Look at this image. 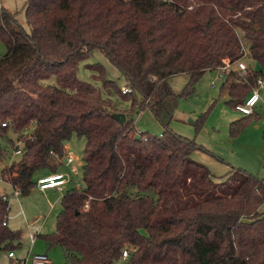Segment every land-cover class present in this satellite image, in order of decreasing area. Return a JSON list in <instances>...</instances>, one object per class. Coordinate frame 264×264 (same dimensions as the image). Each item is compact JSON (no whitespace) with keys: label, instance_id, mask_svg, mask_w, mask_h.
<instances>
[{"label":"trees","instance_id":"trees-1","mask_svg":"<svg viewBox=\"0 0 264 264\" xmlns=\"http://www.w3.org/2000/svg\"><path fill=\"white\" fill-rule=\"evenodd\" d=\"M24 10L29 31L0 5V140L22 152L3 174L27 196L38 172L62 166L64 144L85 138L82 187L66 190L55 232L45 235L66 264H112L125 249L128 264H264V178L232 167L216 181L192 157L203 146L171 128L179 99L207 70L246 57L260 64L222 82L234 108L264 78V0H26ZM94 50L132 86L123 94L133 97L129 109L118 108L113 94L122 92L102 64L91 69L104 91L79 78ZM180 74L189 79L177 94L168 79ZM145 109L161 135L136 128L133 114ZM249 116L231 122L232 135ZM9 210L0 192V252L22 246Z\"/></svg>","mask_w":264,"mask_h":264},{"label":"rangeland","instance_id":"rangeland-1","mask_svg":"<svg viewBox=\"0 0 264 264\" xmlns=\"http://www.w3.org/2000/svg\"><path fill=\"white\" fill-rule=\"evenodd\" d=\"M25 2L26 0H0V5L16 12L23 27L29 31L30 27L24 10ZM5 52V45L0 42V57ZM243 60L254 71L260 72L262 70L260 64L249 60L248 57L243 58ZM96 63L104 66L106 77L116 82L120 92L123 86H128V82L122 73L99 50H94L88 58L80 61L78 65L79 78L104 91L102 79L98 77L96 71L91 69V65ZM232 69L238 70L237 62L233 64ZM218 74V68L207 70L195 84L193 92L190 95H182L171 128L181 135L196 140L199 145L203 146L204 150L195 151L192 157L209 166L216 176L215 180L222 181L232 167L242 168L264 178V89L262 101L256 106L255 113L248 117L244 127L236 135H232L231 122L245 116L232 105L226 103V95L222 91V82L225 79L219 82L218 87H212V83L217 80ZM188 79L187 74H180L170 77L168 83L173 91L180 94L183 93ZM123 94H120L122 97H119L114 93L113 99L118 108L127 110L133 103V97H123ZM140 99L138 96V100ZM133 118L139 131L152 135L162 134L163 127L150 109L134 113ZM34 126L31 124L26 128L25 133H31ZM7 137L17 143V135L12 131L8 132ZM0 144L5 150V154L0 157V174H3V169L6 166L18 162L22 158V152H16L6 137L0 140ZM67 144L69 150L82 162L79 167L80 174L76 176V179L82 183L85 138L73 136L67 141ZM58 171H67V168L62 165L59 166ZM37 178L38 175L35 176L36 180ZM0 192L9 194L8 223L10 229L22 231V246L15 250L17 255L24 257L29 251L31 253H48L53 264H66L63 249L58 245H50L45 238V235L55 232L57 215L62 209V191L49 190L43 194L34 187L27 196L14 195L10 183L0 179ZM51 202L56 203L52 210L50 208ZM40 215L48 217L41 234L37 237L36 242L32 243L27 222H32ZM0 264H11L8 252H0ZM112 264H128V261L122 257Z\"/></svg>","mask_w":264,"mask_h":264},{"label":"built area","instance_id":"built-area-1","mask_svg":"<svg viewBox=\"0 0 264 264\" xmlns=\"http://www.w3.org/2000/svg\"><path fill=\"white\" fill-rule=\"evenodd\" d=\"M233 64L226 62L225 65L218 68L219 74L217 80H214L212 87H218L219 82L225 79L227 74L232 70ZM238 70L246 73L249 66L245 63L243 59L237 62ZM264 89V78H258L252 91L245 99L243 103H239L235 106V109L242 113L243 115H253L255 113L256 106L262 101V91ZM132 86L128 83V86H123L121 92L126 94L132 92ZM3 126L7 123L3 122ZM64 154L61 158L62 165L67 168V171H57L54 173H49L37 178V186L40 190L45 191L49 188H57L63 190L68 184H71L73 188L80 189L82 186L81 182L76 179V176L80 174V166L82 162L80 158L75 156L70 150L67 143L63 146ZM0 179L7 181V177L4 174H0ZM13 191L14 195H19V191L15 188ZM4 199H9V194L2 193ZM6 224V223H4ZM30 228L29 237L32 243L36 242L37 237L40 235V226L37 223H28ZM123 257L127 258L129 256V250H123ZM9 258L12 260L11 264H53L52 259L48 253H31L29 251L26 256L19 257L15 250L8 252Z\"/></svg>","mask_w":264,"mask_h":264},{"label":"crops","instance_id":"crops-1","mask_svg":"<svg viewBox=\"0 0 264 264\" xmlns=\"http://www.w3.org/2000/svg\"><path fill=\"white\" fill-rule=\"evenodd\" d=\"M228 97V94H226V98ZM242 114V113H241ZM243 115V114H242ZM244 116H246V115H244ZM192 156H193V154H192ZM212 170V169H211ZM213 172V171H212ZM47 174H49L48 173V171L47 170H42V171H40V172H38L37 173V175H38V177H40V176H43V175H47ZM216 177V176H215ZM216 181H218V180H216ZM11 185V184H10ZM69 186V187H68ZM11 187H12V189H13V191H14V188H13V186L11 185ZM36 188H38V186L36 185L35 186ZM72 187V185H70V184H68L63 190H60V189H57V188H49V189H46L45 191H43V190H40L39 188V191H41L43 194H46V192H48L49 190H59V191H62V193L64 194L65 192H66V190L67 189H69V188H71ZM5 193H7V192H5ZM8 194V193H7ZM63 194L61 195V197L63 196ZM20 195V194H19ZM10 200V199H9ZM55 202H51L50 203V208H51V210L52 209H54L55 208ZM260 211L264 214V203L261 205V207H260ZM22 212H23V210H22ZM47 217L48 216H42V215H40V216H38L37 218H35V220H33L32 222H27V224L28 223H37L39 226H40V234H41V232H42V229L44 228V226H45V222H46V220H47ZM8 226H9V223H8ZM27 228H28V230H29V232H30V228L27 226ZM125 259H127V258H125ZM11 260V259H10ZM12 261V260H11Z\"/></svg>","mask_w":264,"mask_h":264},{"label":"water","instance_id":"water-1","mask_svg":"<svg viewBox=\"0 0 264 264\" xmlns=\"http://www.w3.org/2000/svg\"><path fill=\"white\" fill-rule=\"evenodd\" d=\"M113 117L121 123H124L126 121V114L124 113L116 112L113 114ZM137 138H139V135H137Z\"/></svg>","mask_w":264,"mask_h":264}]
</instances>
